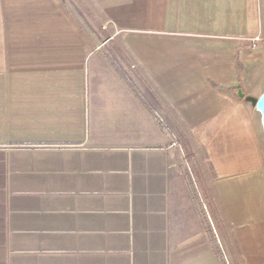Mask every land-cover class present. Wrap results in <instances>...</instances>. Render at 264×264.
<instances>
[{
	"label": "crops",
	"instance_id": "obj_1",
	"mask_svg": "<svg viewBox=\"0 0 264 264\" xmlns=\"http://www.w3.org/2000/svg\"><path fill=\"white\" fill-rule=\"evenodd\" d=\"M263 66L264 0H0V264H219L183 140L236 264H264L263 142L240 97Z\"/></svg>",
	"mask_w": 264,
	"mask_h": 264
},
{
	"label": "rangeland",
	"instance_id": "obj_2",
	"mask_svg": "<svg viewBox=\"0 0 264 264\" xmlns=\"http://www.w3.org/2000/svg\"><path fill=\"white\" fill-rule=\"evenodd\" d=\"M83 18L88 28L91 30L92 28H91L90 23L86 20L84 16ZM93 21L96 22L97 20L93 18ZM91 31L94 33L93 30ZM98 38L101 39L100 36H98ZM251 91H252L251 94H247L245 98L251 97V98L258 100L261 94L264 92V66L259 76V79L253 84ZM253 109H254V114H255L256 121H257L258 129L261 133L262 142H263V151H264V132H263L261 122H260V115L257 113L255 108ZM164 130H166L167 133L169 134L168 127L164 126ZM177 134L180 135L179 141H181L182 139L180 140V138H182L181 136H183L181 128H177ZM177 140L178 139L175 137L172 139V141H177ZM179 143H180L179 145H181V148L179 147L178 149L181 155L178 161L179 171H180L181 176L185 180V184L188 188L189 193L193 197L194 202L196 203L197 198H198L199 200L198 203L202 204L203 206V212L200 215L201 219L203 220L204 217L208 219L213 229L215 240L222 252V256H223V260L225 264H236V261L234 260L235 258L232 255L231 248L229 244L227 243V238H226L227 236L225 235L226 232L224 230V225L222 221L219 220L217 210H216V204L214 202L212 192L209 189L207 179L205 177V175L207 176V178L211 176V168H210L209 162L203 153H200L199 157H195L194 156L195 151L192 149L190 143L186 144L184 140L183 142L181 141ZM188 151H191V152L187 153ZM189 177L192 181V185L189 182ZM202 181L203 183H205L204 186L202 184ZM210 199H212V203L214 204V207L216 210L215 214H213L212 212L213 210L211 209V206L209 204ZM225 257H227L228 261H226Z\"/></svg>",
	"mask_w": 264,
	"mask_h": 264
},
{
	"label": "trees",
	"instance_id": "obj_3",
	"mask_svg": "<svg viewBox=\"0 0 264 264\" xmlns=\"http://www.w3.org/2000/svg\"><path fill=\"white\" fill-rule=\"evenodd\" d=\"M77 11V10H75ZM77 16L79 18H83V15L80 14L79 12H77ZM106 58L107 60L111 63V65L114 67V69L116 70V72L121 76V78L125 81V83L127 84V86L131 89V91L135 94V96L137 97V99L143 104V106L151 113V115H154L153 109L150 107V105L148 104V102L145 100V98L142 96L141 91L138 89V87L135 85V83L126 75V73L124 72V70L122 69V67L118 64L117 60L110 55L109 53H106ZM164 129V126H163ZM189 182L192 185V181L189 177ZM198 198L196 201V206L199 209V212L202 213L203 212V206L202 204L198 203ZM209 204L211 206V209L213 210V214L216 213L214 204L212 203V199L209 200ZM203 225L205 227V230L207 232V235L209 236L212 248H213V252L215 254V257L218 261L219 264H225L224 260H223V256H222V252L215 240V235L213 232V229L208 221V219L206 217L203 218Z\"/></svg>",
	"mask_w": 264,
	"mask_h": 264
},
{
	"label": "water",
	"instance_id": "obj_4",
	"mask_svg": "<svg viewBox=\"0 0 264 264\" xmlns=\"http://www.w3.org/2000/svg\"><path fill=\"white\" fill-rule=\"evenodd\" d=\"M240 97L245 99L246 102L250 103L255 108L257 113L260 115V122L264 132V92L261 94L258 100L251 97L245 98V96L241 93H240Z\"/></svg>",
	"mask_w": 264,
	"mask_h": 264
},
{
	"label": "built area",
	"instance_id": "obj_5",
	"mask_svg": "<svg viewBox=\"0 0 264 264\" xmlns=\"http://www.w3.org/2000/svg\"><path fill=\"white\" fill-rule=\"evenodd\" d=\"M224 253V252H223ZM226 261H228L227 257H225Z\"/></svg>",
	"mask_w": 264,
	"mask_h": 264
}]
</instances>
